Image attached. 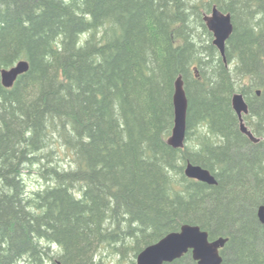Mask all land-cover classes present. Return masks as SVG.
Returning a JSON list of instances; mask_svg holds the SVG:
<instances>
[{"label":"trees","instance_id":"obj_1","mask_svg":"<svg viewBox=\"0 0 264 264\" xmlns=\"http://www.w3.org/2000/svg\"><path fill=\"white\" fill-rule=\"evenodd\" d=\"M213 5L233 24L227 65L203 21ZM22 59L0 82V264H102L105 251L135 264L183 223L228 238L221 264H264V0H0V69ZM235 92L258 142L239 130ZM187 161L217 183L186 177Z\"/></svg>","mask_w":264,"mask_h":264},{"label":"water","instance_id":"obj_2","mask_svg":"<svg viewBox=\"0 0 264 264\" xmlns=\"http://www.w3.org/2000/svg\"><path fill=\"white\" fill-rule=\"evenodd\" d=\"M203 21L212 34V44L218 50L222 61L227 65L226 41L233 31L230 14L222 12L216 5H213L210 12L203 15ZM28 68L29 63L24 59L17 61L10 67L1 68V84L6 88H10ZM257 94H259V90H257ZM172 104L173 126L166 142L173 148H183L185 145L188 100L181 74L174 81ZM231 106L237 116L239 130L250 141L258 142L260 138L255 136L244 122L243 116L248 113V104L241 92L232 94ZM183 172L186 177L209 185L217 183L215 176L207 168L190 161L185 163ZM256 215L259 222L264 224V203L257 207ZM227 240L228 238L223 236L210 239L208 231L202 229L199 225L183 223L178 230L166 233L156 242L146 245L140 250L136 254L135 264L169 263L180 258L187 251H190L197 264H221L220 249Z\"/></svg>","mask_w":264,"mask_h":264},{"label":"rangeland","instance_id":"obj_3","mask_svg":"<svg viewBox=\"0 0 264 264\" xmlns=\"http://www.w3.org/2000/svg\"><path fill=\"white\" fill-rule=\"evenodd\" d=\"M54 157L59 158L62 161L66 160L68 158L67 155L64 153V151H57L56 153H54ZM24 179H25V183H26V189L29 192L38 189L40 184H41V182L37 179V177L34 174L25 173ZM51 248H53V250L56 249V247H54V246H52ZM111 260H113V261H111ZM135 260H136V256L134 257V262H135ZM102 264H115L114 259L109 254V251H105L103 253Z\"/></svg>","mask_w":264,"mask_h":264},{"label":"flooded vegetation","instance_id":"obj_4","mask_svg":"<svg viewBox=\"0 0 264 264\" xmlns=\"http://www.w3.org/2000/svg\"><path fill=\"white\" fill-rule=\"evenodd\" d=\"M54 246V245H53ZM53 249V248H52ZM55 250V249H54ZM49 264H59V261H57V262H55V263H53V262H51V263H49Z\"/></svg>","mask_w":264,"mask_h":264}]
</instances>
